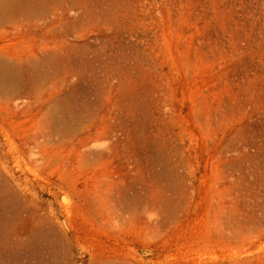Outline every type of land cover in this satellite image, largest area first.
Listing matches in <instances>:
<instances>
[{
	"label": "rangeland",
	"instance_id": "rangeland-1",
	"mask_svg": "<svg viewBox=\"0 0 264 264\" xmlns=\"http://www.w3.org/2000/svg\"><path fill=\"white\" fill-rule=\"evenodd\" d=\"M28 2L0 17V198L45 262L264 264V0Z\"/></svg>",
	"mask_w": 264,
	"mask_h": 264
},
{
	"label": "bare ground",
	"instance_id": "bare-ground-1",
	"mask_svg": "<svg viewBox=\"0 0 264 264\" xmlns=\"http://www.w3.org/2000/svg\"><path fill=\"white\" fill-rule=\"evenodd\" d=\"M27 1L0 0V17L7 14L9 7L18 8ZM34 7L33 0H29L23 11L31 13ZM7 68V65H0V86H5L10 78ZM21 213L22 206L18 201L9 196L0 198V264H47L42 256L43 249L45 245H53L55 240L48 229L40 226L20 227L19 221L24 218Z\"/></svg>",
	"mask_w": 264,
	"mask_h": 264
}]
</instances>
